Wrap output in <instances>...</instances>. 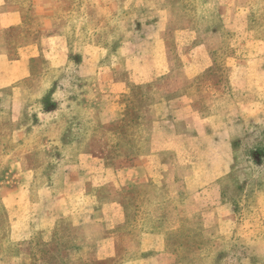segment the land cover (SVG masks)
<instances>
[{
    "label": "crops",
    "instance_id": "0c3cea01",
    "mask_svg": "<svg viewBox=\"0 0 264 264\" xmlns=\"http://www.w3.org/2000/svg\"><path fill=\"white\" fill-rule=\"evenodd\" d=\"M205 1L196 3L215 8L156 1L137 27L117 28L121 40L108 52L83 42L79 29L72 39L62 33L64 1L47 2L41 14L34 0H0V206L10 243L53 244L65 223L74 230L67 238L73 264H172L169 239L178 235L199 239L209 229L204 238H234L224 181L234 144L264 136V36L256 32L264 0ZM212 15L221 29L204 32L198 17ZM70 43L84 46L73 53V72L51 82L52 105H39L42 117H51L25 119L33 62L71 66ZM89 79L94 108L89 99L76 106L75 91ZM64 90L68 111L96 112L102 127L151 103L147 149L131 146L129 165L120 167L96 153L60 156V142H76L63 140L56 121ZM3 249L0 264L26 262V252ZM242 250L264 259V235L248 237Z\"/></svg>",
    "mask_w": 264,
    "mask_h": 264
},
{
    "label": "rangeland",
    "instance_id": "374dc122",
    "mask_svg": "<svg viewBox=\"0 0 264 264\" xmlns=\"http://www.w3.org/2000/svg\"><path fill=\"white\" fill-rule=\"evenodd\" d=\"M52 1L54 0H34L36 6L40 7L36 11H41L43 14L46 12V10L43 12V9L48 6H45L47 2L51 3ZM60 1H64V4L59 6L62 18L60 24H64L62 33L72 39L79 29L81 34L79 37L82 39L84 36L83 42L88 41L92 47L104 46L108 52H113L121 40V37H115L117 28L121 26L137 27L138 21H145L148 17L147 7H152L158 0H111L113 4L108 2L106 7L104 0ZM114 5L118 8L116 9ZM261 5L264 7V3L260 2L257 8ZM215 6L212 5V8L214 9ZM105 8L107 11L103 12ZM256 22L258 24L256 32L264 36V17H258ZM45 33L50 34V31H45ZM70 45L72 50L69 59L71 66L66 63L60 68H52L45 58L33 62L32 78L27 82V89L32 92V96L27 102L25 119L35 121L51 117L49 113L46 114V117H42L43 113L39 105L42 104L43 108L52 105L50 102L53 90L51 82L56 83L61 77L65 78L66 73L73 72L72 64L75 62L73 53H76L79 47L84 46L83 43H70ZM91 79L85 82V87L81 84L77 87L78 89L75 91L76 106L85 105L89 99L87 106L94 108L97 95L93 91L94 82ZM154 87L156 88L157 84L151 86V88ZM66 93L67 91L64 90V101L61 103L64 106L57 112L59 117L56 118V121L61 125L60 134L64 138L63 140L74 139L76 142L71 144L60 142V156L65 151L74 157L80 153H96L102 158H106L108 165L120 167L129 165L130 155L133 153L131 146L139 152H144L147 149L150 126L148 109L151 103L145 104L144 107L137 103L134 109L128 108L124 118L110 126L102 127L98 123L96 112H90L84 108L82 111L79 107L68 111ZM135 135L139 137V143L131 145L132 137ZM42 143L41 150L45 146L44 139ZM7 147H9L8 142ZM234 148L236 150L234 168L228 179L224 181V197L230 200L234 207V238L229 240L222 236L213 240L204 238L206 233L210 234L209 229H203L200 234L201 238L195 239L191 243L183 236L178 235L169 239V252L173 257L172 264H246L248 262L264 264V259L258 260L254 256L248 258L242 250L244 244L248 243V237L252 238L258 233L264 235V136L263 139L252 138L248 141L235 143ZM72 159L69 158L71 161ZM38 162L39 165L45 163V161ZM2 219L3 213L0 206V227L2 228L0 230V252L4 250L3 248L6 249L5 251L13 253L14 256L19 251L26 252L27 257L24 256L26 259L24 264H73L67 253V250L72 248V241L67 238L71 239L74 230L65 223L62 225L61 239L53 244H44L35 238L32 243L16 245L8 241L7 230ZM222 231L226 232L227 230L223 227ZM91 262L100 264L95 261Z\"/></svg>",
    "mask_w": 264,
    "mask_h": 264
},
{
    "label": "trees",
    "instance_id": "16d2710c",
    "mask_svg": "<svg viewBox=\"0 0 264 264\" xmlns=\"http://www.w3.org/2000/svg\"><path fill=\"white\" fill-rule=\"evenodd\" d=\"M186 1V0H185ZM206 1H209V0H206ZM205 1V2H206ZM210 1H212V0H210ZM182 2V1H181ZM194 2V3H193ZM184 4H186V6H187V8L190 6L191 8L193 7V8H198V9H210V10H212L213 8L212 7H208V6H205V7H203L204 5H202V7H200V6H198V2L196 3V0H188V3H185V2H183ZM172 8H173V5H172ZM202 11V10H201ZM174 16L178 19V18H180V16H179V11H177L176 13H174ZM198 19H202V21H200V24L202 23L203 24V30H204V32H208L211 28H213V29H215V30H219V28H220V24L218 23L219 21H218V19L215 17V16H213L212 15V19L211 20H205L204 19V17L202 16V17H198ZM210 22H211V24H210ZM136 24H139L138 22L136 23ZM212 25V26H211ZM221 29V28H220ZM195 240V238L194 237H189V238H187V241L189 242V243H191V242H193Z\"/></svg>",
    "mask_w": 264,
    "mask_h": 264
}]
</instances>
